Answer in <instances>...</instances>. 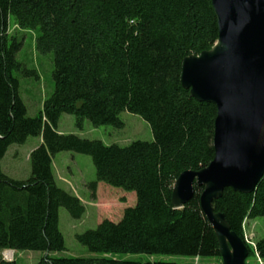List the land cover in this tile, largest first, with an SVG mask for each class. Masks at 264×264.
I'll return each instance as SVG.
<instances>
[{
  "label": "trees",
  "instance_id": "1",
  "mask_svg": "<svg viewBox=\"0 0 264 264\" xmlns=\"http://www.w3.org/2000/svg\"><path fill=\"white\" fill-rule=\"evenodd\" d=\"M10 20L20 31L35 32L39 54L53 55L54 90L33 118L26 116L14 76L33 72L16 59L22 41L9 33ZM217 37L211 0H0V160L10 145L41 139L29 154L26 180L0 170V252H40L37 264H141L115 259L119 254L221 264L215 234L199 208L202 189L194 186L181 209L171 204L178 176L201 170L214 157L216 107L192 98L180 77L184 59L210 50ZM123 112L144 120L153 140L105 146L57 132L63 114L72 115L78 129L85 121L122 129ZM64 151L90 156L92 197L99 182L136 195V205L118 223L104 220L75 236L100 258L56 256L65 251L58 209L73 219L85 211L56 186L52 157ZM212 206L243 241L246 220L264 217V175L252 193L226 189ZM245 246V264H264V237L254 248ZM0 264L15 262L0 258Z\"/></svg>",
  "mask_w": 264,
  "mask_h": 264
},
{
  "label": "water",
  "instance_id": "2",
  "mask_svg": "<svg viewBox=\"0 0 264 264\" xmlns=\"http://www.w3.org/2000/svg\"><path fill=\"white\" fill-rule=\"evenodd\" d=\"M217 20L214 46L188 56L181 85L216 107L212 161L174 181L171 204L183 208L202 189L199 208L211 226L221 264H245L248 250L213 202L226 189L250 194L264 175V0H211Z\"/></svg>",
  "mask_w": 264,
  "mask_h": 264
},
{
  "label": "rangeland",
  "instance_id": "3",
  "mask_svg": "<svg viewBox=\"0 0 264 264\" xmlns=\"http://www.w3.org/2000/svg\"><path fill=\"white\" fill-rule=\"evenodd\" d=\"M13 24V20H10L9 33L16 35L22 41L16 59L33 72L30 77L23 76L22 72H15L14 76L19 81L18 94L25 105L26 116L33 118L42 110L45 100L54 90L53 55L52 53L39 54L34 46L35 32L20 31ZM120 119L124 124L122 129L111 126L94 127L88 121H85L83 127L78 129L74 125L73 116L63 114L59 119L57 131L64 135L99 141L105 146L127 147L135 141L151 142L153 140L149 125L139 116L123 112L120 114ZM40 144L39 137H29L24 144L10 145L0 160L2 173L14 180H26L30 175L29 154ZM52 173L56 186L78 198L85 209L79 219L70 217L63 207L58 209V229L63 237L65 251L56 256L100 258L99 255L88 253L86 248L77 242L75 236L94 230L104 220L118 223L123 217L124 210L136 205L135 193L99 182L96 194L92 197V191L88 185L96 180L95 169L90 156L80 153L64 151L55 154L52 157ZM247 225L246 222L242 225L243 242L246 243L247 237L250 246L254 248L255 242L264 237V217L253 219L251 228ZM4 252H0V258L3 257L6 262H15V264H37L42 257L40 252L12 251V259L7 260ZM115 259L141 264L153 262L194 264L196 261L188 257L162 255L150 257L143 254H119Z\"/></svg>",
  "mask_w": 264,
  "mask_h": 264
},
{
  "label": "bare ground",
  "instance_id": "4",
  "mask_svg": "<svg viewBox=\"0 0 264 264\" xmlns=\"http://www.w3.org/2000/svg\"><path fill=\"white\" fill-rule=\"evenodd\" d=\"M244 243V242H243ZM246 244V243H245ZM12 251H5L4 252V256H5V258L7 259V260H9V259H12Z\"/></svg>",
  "mask_w": 264,
  "mask_h": 264
},
{
  "label": "crops",
  "instance_id": "5",
  "mask_svg": "<svg viewBox=\"0 0 264 264\" xmlns=\"http://www.w3.org/2000/svg\"><path fill=\"white\" fill-rule=\"evenodd\" d=\"M59 134H61L59 131H57ZM39 147V146H38ZM52 167V166H51ZM96 194V192H95ZM246 223L248 224L247 227L251 228V225H253V220H246Z\"/></svg>",
  "mask_w": 264,
  "mask_h": 264
},
{
  "label": "built area",
  "instance_id": "6",
  "mask_svg": "<svg viewBox=\"0 0 264 264\" xmlns=\"http://www.w3.org/2000/svg\"><path fill=\"white\" fill-rule=\"evenodd\" d=\"M246 237V236H245ZM246 243H247V245H250V241H248V239H247V237H246ZM3 256V255H2ZM3 261H5V259L2 257L1 258Z\"/></svg>",
  "mask_w": 264,
  "mask_h": 264
}]
</instances>
